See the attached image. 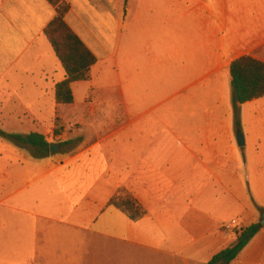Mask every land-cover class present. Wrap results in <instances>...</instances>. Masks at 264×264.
I'll return each instance as SVG.
<instances>
[{
  "label": "crops",
  "instance_id": "0c3cea01",
  "mask_svg": "<svg viewBox=\"0 0 264 264\" xmlns=\"http://www.w3.org/2000/svg\"><path fill=\"white\" fill-rule=\"evenodd\" d=\"M63 1L96 58L69 104L56 7L0 0V131L59 146L0 135V264H207L264 218V96L236 118L229 74L264 63V0ZM230 264H264V225Z\"/></svg>",
  "mask_w": 264,
  "mask_h": 264
},
{
  "label": "trees",
  "instance_id": "16d2710c",
  "mask_svg": "<svg viewBox=\"0 0 264 264\" xmlns=\"http://www.w3.org/2000/svg\"><path fill=\"white\" fill-rule=\"evenodd\" d=\"M48 1L56 7V15L43 33L65 73L64 80L55 85V99L57 103L69 104L73 101L71 84L88 79L89 70L95 64L96 58L66 24L64 17L68 4L63 0ZM229 74L233 111L237 118L239 104L264 96V63L251 56H242L229 65ZM236 124L239 125L238 119ZM0 135L17 142L31 144L45 152L49 150L47 141L38 134L22 136L0 131ZM121 206L129 213L135 207L133 203L127 201L121 203ZM130 216L135 218L134 214ZM261 228L260 223L240 226L233 244L214 255L207 264L217 262L230 264Z\"/></svg>",
  "mask_w": 264,
  "mask_h": 264
},
{
  "label": "water",
  "instance_id": "95a60500",
  "mask_svg": "<svg viewBox=\"0 0 264 264\" xmlns=\"http://www.w3.org/2000/svg\"><path fill=\"white\" fill-rule=\"evenodd\" d=\"M236 140H237V144H238L239 146H243L244 141H243V136H242V134H241L240 131H237V133H236ZM58 148H59V146L56 145V144H54V143L49 144V151H50V152H53L54 150H56V149H58ZM261 225H264V218H263V220L261 221ZM215 264H221V262H217V263H215Z\"/></svg>",
  "mask_w": 264,
  "mask_h": 264
},
{
  "label": "built area",
  "instance_id": "2783aa9c",
  "mask_svg": "<svg viewBox=\"0 0 264 264\" xmlns=\"http://www.w3.org/2000/svg\"><path fill=\"white\" fill-rule=\"evenodd\" d=\"M239 224L236 220L232 221L231 223L223 225V228L225 230H231L233 227L239 228Z\"/></svg>",
  "mask_w": 264,
  "mask_h": 264
},
{
  "label": "rangeland",
  "instance_id": "374dc122",
  "mask_svg": "<svg viewBox=\"0 0 264 264\" xmlns=\"http://www.w3.org/2000/svg\"><path fill=\"white\" fill-rule=\"evenodd\" d=\"M53 138V140L55 139V137H52Z\"/></svg>",
  "mask_w": 264,
  "mask_h": 264
}]
</instances>
